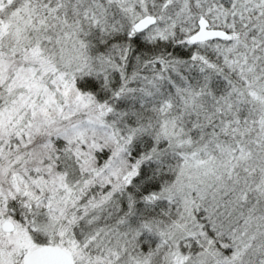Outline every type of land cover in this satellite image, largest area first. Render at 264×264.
<instances>
[{"label": "snow or ice", "instance_id": "6c2138e0", "mask_svg": "<svg viewBox=\"0 0 264 264\" xmlns=\"http://www.w3.org/2000/svg\"><path fill=\"white\" fill-rule=\"evenodd\" d=\"M0 264H264V0H0Z\"/></svg>", "mask_w": 264, "mask_h": 264}]
</instances>
